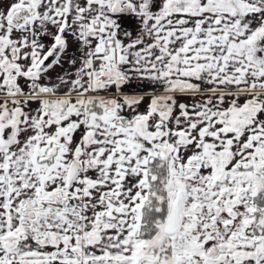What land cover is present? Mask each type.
Instances as JSON below:
<instances>
[{
  "label": "snow or ice",
  "instance_id": "snow-or-ice-1",
  "mask_svg": "<svg viewBox=\"0 0 264 264\" xmlns=\"http://www.w3.org/2000/svg\"><path fill=\"white\" fill-rule=\"evenodd\" d=\"M0 264H264V0H0Z\"/></svg>",
  "mask_w": 264,
  "mask_h": 264
}]
</instances>
